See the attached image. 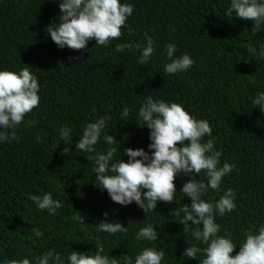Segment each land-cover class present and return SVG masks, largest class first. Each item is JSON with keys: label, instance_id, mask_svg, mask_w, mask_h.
<instances>
[{"label": "trees", "instance_id": "obj_1", "mask_svg": "<svg viewBox=\"0 0 264 264\" xmlns=\"http://www.w3.org/2000/svg\"><path fill=\"white\" fill-rule=\"evenodd\" d=\"M127 2L134 11L118 39L107 48L89 40L86 49L72 50L59 49L45 31L53 21L59 22L58 0H0V69L29 66L40 85L39 105L26 116L36 123L22 122L16 129L19 139L0 144V264L25 256L32 260L49 248L62 255L72 249L94 251L98 241L111 256H134L154 245L165 252L164 264H198L182 253L187 243L203 245L183 232L179 223L183 214L173 211L190 204V198L176 193L175 202H158L145 214L139 208L126 209L131 204H116L93 185L92 162L75 150L82 125L105 113L112 117L105 132L114 135L121 153L128 147L147 150L149 130L134 121L144 95L180 103L196 118L208 120L212 137L204 139L215 138L221 164L235 162L238 171L222 178L221 189L235 191L237 207L215 217L219 235L228 233L239 241L245 228L264 222V114L251 105V98L264 91V61L245 47L264 43V24L253 35L251 21L226 17L229 0ZM146 37L159 45L158 53L174 43L175 55L188 53L193 66L185 73L166 75L162 54L147 65H137L138 52L116 51L124 43L142 46ZM122 106L132 109L127 122L119 116ZM65 125L73 129V152L61 155L65 145L55 146L58 130ZM38 133L40 143L35 139ZM120 158L127 161L124 155ZM187 179L174 180L177 192ZM48 192L62 204L55 215L38 210L29 199ZM220 195L222 191L209 190L203 198L215 201ZM104 212L109 221L128 224V232L111 236L96 232L94 225L105 219ZM149 223L159 230L158 240L137 241L135 232ZM32 228L43 235L37 239Z\"/></svg>", "mask_w": 264, "mask_h": 264}, {"label": "clouds", "instance_id": "obj_2", "mask_svg": "<svg viewBox=\"0 0 264 264\" xmlns=\"http://www.w3.org/2000/svg\"><path fill=\"white\" fill-rule=\"evenodd\" d=\"M58 7L59 22L53 21L45 31L59 49L67 47L72 50L86 49L89 40L107 48L112 40L121 36V28H127V20L134 11L127 0H58ZM224 15L251 21V33L255 35L264 24V0H229ZM245 47L253 57L264 61V43L258 48L251 44ZM158 48L152 37H146L142 46L124 43L117 45L116 51L132 49L138 52L137 65H147L154 55L162 54L166 61L162 68L166 75L185 73L194 64L188 53L175 55L177 48L174 43L165 44L160 53ZM39 90L38 78L29 71V66L18 71L0 69V144L18 140L16 129L22 122L28 126L36 123L26 116L38 107ZM251 105L264 114V91H258L251 98ZM131 112L130 107L122 106L120 119L129 121ZM111 119L108 113L97 115L82 125L75 140V150L86 154V160L93 164L95 187L106 191L112 202L121 206L131 204L126 209L134 211L139 208L144 214L153 212L158 202H175V194L180 193L182 197L190 198V204L179 205L173 211L177 216L183 214L179 222L183 225V232L190 233L194 241L203 245L187 243L182 257L198 260V264H264V222L245 228L239 241L228 233L219 235L221 229L215 217L232 213L237 207L235 191L232 188L221 189L222 178L238 169L235 162L221 164V152L215 147L214 137L204 139L212 137L213 129L208 120L196 118L180 103L144 95L134 121L137 127L149 130L150 143L147 150L128 147L121 153L114 135L105 132ZM35 139L37 143L42 142L39 133ZM58 141L55 149L60 144L65 145L61 155L72 153L73 129L61 126ZM101 143L103 149L98 147ZM121 155L127 157L126 162L120 158ZM117 156L118 159L114 158ZM180 177L188 179L177 192L174 180ZM209 190L222 191V195L215 201L206 200L203 197ZM29 199L38 210H46L51 215L62 207L50 192L42 197L31 195ZM107 215L102 213L105 219L94 225L96 232L110 236L128 232V224L124 226L119 221H109ZM32 233L37 239L43 235L37 228H32ZM158 236L159 230L152 223L135 232L137 241L149 244L157 241ZM94 248V251H89L92 254L72 249L64 255L55 248H49L32 260L25 256L10 260L8 264H164L165 252L157 250L154 245L143 247L134 256L126 253L118 257L106 253L102 242L95 243ZM236 248L238 252L231 255Z\"/></svg>", "mask_w": 264, "mask_h": 264}]
</instances>
